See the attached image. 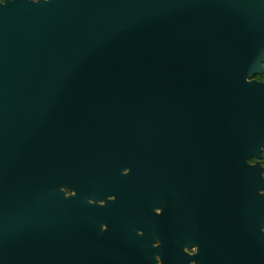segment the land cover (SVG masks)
Listing matches in <instances>:
<instances>
[{
  "label": "water",
  "instance_id": "1",
  "mask_svg": "<svg viewBox=\"0 0 264 264\" xmlns=\"http://www.w3.org/2000/svg\"><path fill=\"white\" fill-rule=\"evenodd\" d=\"M263 62L264 0H0V264H103L61 187L118 143L203 160L221 234L264 240Z\"/></svg>",
  "mask_w": 264,
  "mask_h": 264
},
{
  "label": "flooded vegetation",
  "instance_id": "2",
  "mask_svg": "<svg viewBox=\"0 0 264 264\" xmlns=\"http://www.w3.org/2000/svg\"><path fill=\"white\" fill-rule=\"evenodd\" d=\"M256 74L250 78L263 80ZM155 155L118 143L88 173L90 189L62 185L65 197L80 193L81 202L102 207V241L85 240L84 250L103 264H264V240L221 234L218 198L201 188L203 160Z\"/></svg>",
  "mask_w": 264,
  "mask_h": 264
},
{
  "label": "trees",
  "instance_id": "3",
  "mask_svg": "<svg viewBox=\"0 0 264 264\" xmlns=\"http://www.w3.org/2000/svg\"><path fill=\"white\" fill-rule=\"evenodd\" d=\"M256 76L259 77L260 79L264 80V71L263 72H257ZM259 160L262 163V165L264 166V148L261 151V157L259 158Z\"/></svg>",
  "mask_w": 264,
  "mask_h": 264
},
{
  "label": "rangeland",
  "instance_id": "4",
  "mask_svg": "<svg viewBox=\"0 0 264 264\" xmlns=\"http://www.w3.org/2000/svg\"><path fill=\"white\" fill-rule=\"evenodd\" d=\"M254 75V74H253Z\"/></svg>",
  "mask_w": 264,
  "mask_h": 264
}]
</instances>
